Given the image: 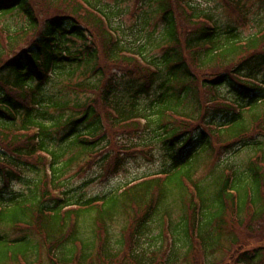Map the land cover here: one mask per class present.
Masks as SVG:
<instances>
[{
	"label": "trees",
	"instance_id": "16d2710c",
	"mask_svg": "<svg viewBox=\"0 0 264 264\" xmlns=\"http://www.w3.org/2000/svg\"><path fill=\"white\" fill-rule=\"evenodd\" d=\"M149 1L160 62L127 47L89 0H0V264H41L42 252L48 264H154L165 241L164 264L189 253L214 264L216 250H231L228 264H264L251 241L264 236L252 227L264 221V21L244 37L192 0ZM220 1L245 24L246 1ZM157 143L180 156L153 175L85 200L64 188L82 158L101 155L115 175ZM214 150L245 158L199 179ZM227 214L249 243L221 240Z\"/></svg>",
	"mask_w": 264,
	"mask_h": 264
},
{
	"label": "rangeland",
	"instance_id": "374dc122",
	"mask_svg": "<svg viewBox=\"0 0 264 264\" xmlns=\"http://www.w3.org/2000/svg\"><path fill=\"white\" fill-rule=\"evenodd\" d=\"M244 1H246L248 11L246 12L247 16L245 19V24L243 25L237 23L235 16H233L223 7L220 0H192V3L199 10L210 14L218 26H237V31L240 32L244 37H247L255 31V21L257 18H260V20L264 21V3H262L263 0ZM89 2L99 10H102L106 15L112 14L110 17L111 25L115 29V32H117V36H119L124 43L129 45L127 47L133 46L135 49L141 48V53L144 56V59L160 62L163 51L159 46L158 35L162 30V25L157 16L153 15V13L149 15L152 9H154V2L151 3L149 0H89ZM5 20L9 24H16L17 22H20L19 19H16V17L13 16H7ZM133 51L135 50L133 49ZM262 71L264 73V68H261L259 75L262 73ZM128 83L129 82H127L126 85H128ZM130 87H132L131 83ZM47 92L51 94H57L58 92H61V86L59 82L57 81L53 85L47 86ZM121 94H125L124 90H122ZM220 94L224 96L227 95L228 98H233V93L228 88L222 87ZM68 99L80 100L74 97H68ZM142 99H146V97H141V101ZM259 138L264 142L263 136ZM179 148L184 149L182 147ZM185 150L186 149H184V151ZM214 151L216 153V150ZM215 153H212L211 157H204L203 161L199 164L196 174L199 179L207 177L213 170L215 164L231 163L232 165L237 166L243 162V159L245 158V155L242 153L232 157H228L225 154L221 155L220 153ZM151 154L153 156L151 160L141 155H136L134 158H128L125 166L115 175H104V169L101 167L100 163L101 155L95 159L87 160V158H82L81 162H79L76 167H73L66 172L61 181L65 184L64 188L71 190V193L75 198H81L85 200L94 197H104L114 193L116 190L122 188L134 180H138L161 171L166 166H168L170 162L169 156H180L177 148L173 149V151L170 153H167L161 143H157L154 146ZM1 187H4L3 183L1 184ZM12 187L14 190H19L20 188L18 184H12ZM262 203H264V201L262 202L261 200V204ZM224 220L225 226L221 240H227L231 236H234L239 242L249 243V237L245 238L241 230L233 228L228 214L225 215ZM257 225L264 228V221L258 224H253L252 227L255 228ZM120 228L121 224L120 226L116 225L113 229L116 234L114 237L115 241H120L122 239ZM6 231L12 232L14 235H16L15 231L10 229H6ZM144 240L145 238L142 240V244ZM251 241L253 244L262 243L261 247L264 254V236L262 241H260L259 238H251ZM164 244L161 251H155L153 253V257L155 258L154 264H164L166 260L165 250L168 247V243L165 241ZM223 245L228 247L225 242H223ZM158 246H160V243H156L155 248H158ZM144 248L146 249L145 246ZM230 257L231 250H216L211 261L214 264H228ZM119 259L120 258L118 257L117 261ZM39 261H41V264H48L45 260L43 252L39 258ZM122 264L134 263L126 259ZM176 264H194L192 254L190 255L189 253L185 259L179 260Z\"/></svg>",
	"mask_w": 264,
	"mask_h": 264
}]
</instances>
